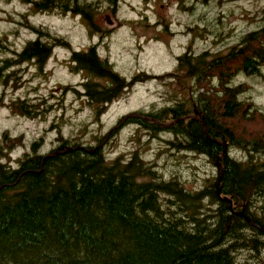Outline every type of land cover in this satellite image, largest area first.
Wrapping results in <instances>:
<instances>
[{"label":"trees","instance_id":"1","mask_svg":"<svg viewBox=\"0 0 264 264\" xmlns=\"http://www.w3.org/2000/svg\"><path fill=\"white\" fill-rule=\"evenodd\" d=\"M14 1L34 14L79 17L91 34L100 33L99 5L115 13L120 2L0 0ZM257 17V26L226 53L187 50L178 57L177 72L190 81L188 96L125 115L92 144L65 137L59 127L49 152L41 154L43 138L35 140L13 167L7 160L25 138L3 132L0 264H264V111L242 98L250 85H235L240 76L264 77V8ZM6 21L34 35L19 51L0 36V108L14 117L46 120L56 110L53 99L63 108L64 94L50 101L7 99L25 86L27 66L44 74L57 49L72 50L71 69L85 78L81 89L65 93L84 98L96 121L149 78L126 79L101 58L97 44L75 51L66 38L35 26L29 14ZM126 127L152 139L167 135L172 150L203 156L216 176L189 191L177 177L165 179L141 152L110 160L106 150ZM235 151L246 156L232 157Z\"/></svg>","mask_w":264,"mask_h":264},{"label":"rangeland","instance_id":"2","mask_svg":"<svg viewBox=\"0 0 264 264\" xmlns=\"http://www.w3.org/2000/svg\"><path fill=\"white\" fill-rule=\"evenodd\" d=\"M263 8L264 0H120L115 13L107 4L99 5L94 20L100 33L91 34L79 17L34 14L20 2H0L3 19L0 36L8 37L11 49L21 50L34 35L6 19L10 16L17 21L20 15L29 14L35 26L66 38L75 51L97 44L101 58L107 59L126 79L140 74L149 77L114 101L96 121L93 108L84 98L64 91V88L79 90L85 81L83 74L71 69L72 50H55L44 74H39L34 66H27L23 76L25 86L16 93L9 92L7 99L42 97L50 101L51 95L62 98L64 94L63 108L57 107V100L53 99L51 104L56 110L46 120L14 117L0 108V138L5 131L13 137L25 138V146L15 150L7 162L15 167L14 162L40 138L44 142L41 154L49 152L59 127L65 137L92 144L94 137L108 132L119 118L138 110L150 111L154 106L159 109L172 104L176 97L188 96L190 81L177 72L178 57L187 50L196 55L206 51L226 53L244 33L257 26V14ZM239 84L251 86L242 98L253 101L264 111V77L240 76L235 80V85ZM168 140L167 135L152 139L136 127H126L107 148V157L129 158L133 152H141L147 163L156 164L165 179L177 177L189 191L201 190L216 176L217 169L206 158L177 153ZM244 156L238 151L232 153L235 158ZM243 257L248 259V254Z\"/></svg>","mask_w":264,"mask_h":264},{"label":"bare ground","instance_id":"3","mask_svg":"<svg viewBox=\"0 0 264 264\" xmlns=\"http://www.w3.org/2000/svg\"><path fill=\"white\" fill-rule=\"evenodd\" d=\"M107 61V60H106ZM117 73V72H116ZM174 104V103H173ZM240 160V159H239Z\"/></svg>","mask_w":264,"mask_h":264},{"label":"water","instance_id":"4","mask_svg":"<svg viewBox=\"0 0 264 264\" xmlns=\"http://www.w3.org/2000/svg\"><path fill=\"white\" fill-rule=\"evenodd\" d=\"M228 201V200H227ZM230 204H231V202H230Z\"/></svg>","mask_w":264,"mask_h":264}]
</instances>
